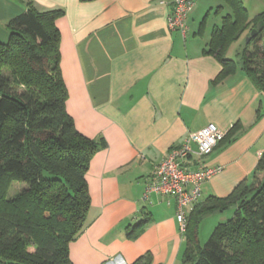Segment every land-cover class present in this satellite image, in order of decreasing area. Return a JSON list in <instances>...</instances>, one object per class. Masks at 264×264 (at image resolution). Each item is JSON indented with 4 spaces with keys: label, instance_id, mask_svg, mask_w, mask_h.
Masks as SVG:
<instances>
[{
    "label": "crops",
    "instance_id": "1",
    "mask_svg": "<svg viewBox=\"0 0 264 264\" xmlns=\"http://www.w3.org/2000/svg\"><path fill=\"white\" fill-rule=\"evenodd\" d=\"M27 2L38 11L62 9L55 24L65 107L80 133L105 142L89 162L87 226L69 243L70 260L131 264L146 255L148 264H182L185 241L174 196L152 193L143 201L141 195L167 153L209 123L226 138L184 163L221 167L203 183L198 202L226 197L252 179L264 151V91L242 69L247 32L226 51L236 62L233 72L217 81L222 66L204 50L222 16L209 21L206 6L194 3L183 38L167 25L173 0H0L1 41L6 23ZM221 215L207 214L199 225L217 217L212 232Z\"/></svg>",
    "mask_w": 264,
    "mask_h": 264
},
{
    "label": "trees",
    "instance_id": "2",
    "mask_svg": "<svg viewBox=\"0 0 264 264\" xmlns=\"http://www.w3.org/2000/svg\"><path fill=\"white\" fill-rule=\"evenodd\" d=\"M223 1L231 13L213 27L204 50L222 66L217 81L236 66L226 57L229 46L264 23V12L250 19L241 0ZM26 5L6 23L7 39L0 40V264H73L68 245L87 226L90 206L85 176L105 142L80 133L65 107L55 24L62 9L38 11ZM240 57L243 71L264 91V26L245 43ZM12 182L24 187L9 198ZM228 209L231 217L217 223L201 246L203 216ZM183 236L182 264H264V151L251 180L226 197L208 196L190 210ZM148 263L142 255L131 264Z\"/></svg>",
    "mask_w": 264,
    "mask_h": 264
},
{
    "label": "built area",
    "instance_id": "3",
    "mask_svg": "<svg viewBox=\"0 0 264 264\" xmlns=\"http://www.w3.org/2000/svg\"><path fill=\"white\" fill-rule=\"evenodd\" d=\"M193 5V0H173L167 16L169 29L179 31L183 38L188 30L187 16ZM224 135L215 124L205 125L193 138L189 136L182 145L172 148L149 175L141 199L148 200L152 193L173 195L176 201L175 217L181 234L185 232L192 206L201 197L203 183L221 170L220 166L208 167L202 164L190 169L184 163L188 162L191 154L202 157L211 153ZM191 142L195 144V149Z\"/></svg>",
    "mask_w": 264,
    "mask_h": 264
},
{
    "label": "rangeland",
    "instance_id": "4",
    "mask_svg": "<svg viewBox=\"0 0 264 264\" xmlns=\"http://www.w3.org/2000/svg\"><path fill=\"white\" fill-rule=\"evenodd\" d=\"M195 5L197 4V7L199 6V9L208 8L209 12H211L209 16V21L213 20H219V18L226 13H231V9L224 3L223 0H193ZM243 6L246 8L248 12V17L250 19H253L257 16H259L261 13L264 12V0H241ZM211 8V9H210ZM207 11V12H208ZM208 12V13H209ZM261 22V21H259ZM8 32V31H7ZM8 35V33H7ZM247 36L243 38V41L245 42ZM235 45V44H234ZM249 49H252L251 46H249ZM262 172L259 171L257 173L258 176L261 175ZM24 187V184H20L18 182H12L7 190V196L9 198H13L17 195V193ZM221 220L224 222L227 220V218L231 217V210H225L224 212H221ZM217 217L212 218V220H204L198 227V238H199V244L203 246L205 242L208 240L210 234H211V224L212 222H216ZM182 260V257H181Z\"/></svg>",
    "mask_w": 264,
    "mask_h": 264
},
{
    "label": "water",
    "instance_id": "5",
    "mask_svg": "<svg viewBox=\"0 0 264 264\" xmlns=\"http://www.w3.org/2000/svg\"><path fill=\"white\" fill-rule=\"evenodd\" d=\"M263 26H264V23L261 21L257 27L252 28L249 31V34L247 35V37L245 39V43H247L251 37L256 36L258 34L259 30L261 29V27H263Z\"/></svg>",
    "mask_w": 264,
    "mask_h": 264
}]
</instances>
